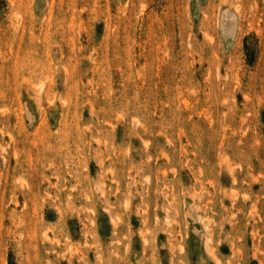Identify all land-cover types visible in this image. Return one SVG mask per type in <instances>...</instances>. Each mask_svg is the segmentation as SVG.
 <instances>
[{
	"label": "rangeland",
	"instance_id": "1",
	"mask_svg": "<svg viewBox=\"0 0 264 264\" xmlns=\"http://www.w3.org/2000/svg\"><path fill=\"white\" fill-rule=\"evenodd\" d=\"M0 264H264V0H0Z\"/></svg>",
	"mask_w": 264,
	"mask_h": 264
}]
</instances>
